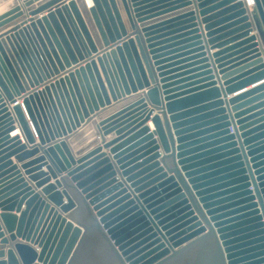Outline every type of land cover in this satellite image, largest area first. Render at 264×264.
<instances>
[{
    "label": "water",
    "instance_id": "95a60500",
    "mask_svg": "<svg viewBox=\"0 0 264 264\" xmlns=\"http://www.w3.org/2000/svg\"><path fill=\"white\" fill-rule=\"evenodd\" d=\"M20 2L0 264H264V0Z\"/></svg>",
    "mask_w": 264,
    "mask_h": 264
},
{
    "label": "bare ground",
    "instance_id": "6f19581e",
    "mask_svg": "<svg viewBox=\"0 0 264 264\" xmlns=\"http://www.w3.org/2000/svg\"><path fill=\"white\" fill-rule=\"evenodd\" d=\"M85 1V3H86V5L88 4V5H92V2H91V0H84ZM243 2H245L244 0H242ZM87 5V7H90V6H88ZM246 5V4H245ZM22 6V5H21ZM17 131V130H16ZM16 131H14V132H16ZM14 132H12L11 133V135L14 133ZM18 132V131H17ZM17 134H20L19 132L18 133H15L14 135H17ZM13 136V135H12ZM39 264V263H38Z\"/></svg>",
    "mask_w": 264,
    "mask_h": 264
},
{
    "label": "built area",
    "instance_id": "2783aa9c",
    "mask_svg": "<svg viewBox=\"0 0 264 264\" xmlns=\"http://www.w3.org/2000/svg\"><path fill=\"white\" fill-rule=\"evenodd\" d=\"M245 2V4H246V6H251V5H253V0H244ZM229 131L230 132H232V128L231 127H229Z\"/></svg>",
    "mask_w": 264,
    "mask_h": 264
},
{
    "label": "crops",
    "instance_id": "0c3cea01",
    "mask_svg": "<svg viewBox=\"0 0 264 264\" xmlns=\"http://www.w3.org/2000/svg\"><path fill=\"white\" fill-rule=\"evenodd\" d=\"M18 3L20 4L21 2H20V0H18ZM88 5V4H87ZM88 6H90V5H88ZM149 126H150V129H152V125H151V123H149ZM15 133H18L17 131L16 132H14L12 135H14ZM114 136V134L112 133V134H110L109 136H107V138H111V137H113ZM13 159V158H12ZM51 181H53V180H51Z\"/></svg>",
    "mask_w": 264,
    "mask_h": 264
},
{
    "label": "rangeland",
    "instance_id": "374dc122",
    "mask_svg": "<svg viewBox=\"0 0 264 264\" xmlns=\"http://www.w3.org/2000/svg\"><path fill=\"white\" fill-rule=\"evenodd\" d=\"M3 4H1L0 6H2ZM11 8V7H10ZM9 7L8 8H6V10H9L10 9ZM11 15H13V12L11 13Z\"/></svg>",
    "mask_w": 264,
    "mask_h": 264
}]
</instances>
